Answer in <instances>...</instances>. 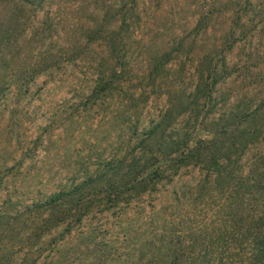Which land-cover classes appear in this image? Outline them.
Returning a JSON list of instances; mask_svg holds the SVG:
<instances>
[{
    "label": "rangeland",
    "instance_id": "rangeland-1",
    "mask_svg": "<svg viewBox=\"0 0 264 264\" xmlns=\"http://www.w3.org/2000/svg\"><path fill=\"white\" fill-rule=\"evenodd\" d=\"M0 50V261L190 264L208 241L249 257L219 239L254 212L237 183L264 147V0H0ZM234 139L249 148L227 159ZM89 181L82 223L47 230L45 201Z\"/></svg>",
    "mask_w": 264,
    "mask_h": 264
},
{
    "label": "trees",
    "instance_id": "trees-1",
    "mask_svg": "<svg viewBox=\"0 0 264 264\" xmlns=\"http://www.w3.org/2000/svg\"><path fill=\"white\" fill-rule=\"evenodd\" d=\"M250 4V3H248ZM242 7V6H241ZM245 9V7H243ZM238 13V12H237ZM243 16H240L237 18L236 22L238 21L241 23ZM238 23V24H239ZM248 37V31L244 30L242 38ZM1 51V50H0ZM0 57H3L0 55ZM223 63L224 67L222 68V72L225 74L226 78L230 77L233 72L236 71V69H229L227 66V58L224 55L223 56ZM49 68V67H48ZM215 72V71H214ZM214 77V74L211 75ZM4 80V79H3ZM2 81L1 75H0V99L2 98L1 93L6 88V83ZM2 83V84H1ZM217 82H213L215 85ZM3 88V89H2ZM255 113V111H253ZM255 115V114H254ZM251 114H244L242 118L245 117H251L254 116ZM237 114H233L231 117H229L226 120V126L223 127L218 134V139L231 137L233 138L235 135L233 133H236L238 130L237 124L235 123L237 119ZM245 120V119H244ZM262 132V131H260ZM260 135L258 136V138ZM251 140V139H250ZM229 143V145H225L226 152L224 153V157L227 159L230 157V153L232 151H235L236 154H238V151L242 154L245 150L249 148V145H247L248 141L245 143H241L240 146H238V143L235 141V139ZM207 142H202L201 145H199V148H197L195 151L190 153V158H198L200 156V153L202 152V146L205 145ZM254 144V143H253ZM215 146V144H214ZM207 149V148H206ZM259 158L257 157L256 163L254 162L252 165V171H249L248 174H243L239 177L238 187L239 192L241 194V198H243L244 202L246 200V196L253 195L254 199H251L254 212L252 213L250 225L248 226V222L245 225V222L249 220L250 217H247L243 220L240 219L239 223H237V226L230 225L228 222L223 226L224 231L221 235L219 240H222L221 242H225L227 244V248L229 250L231 245H235L234 243H238L239 241L236 239H240L243 244L249 243L251 246L248 251V256L241 260V264H264V159L262 157L264 156V147H262V151H259ZM242 158V155H240ZM171 161H174V159L169 158ZM216 159V158H215ZM212 158V164L216 161ZM215 160V161H214ZM178 161V160H177ZM179 164V162L177 163ZM214 166L218 165L216 163L213 164ZM260 169L262 171L260 172ZM147 170V169H146ZM216 170L219 172V167H216ZM164 168L163 166H157L156 169H151L145 175V177H140V174L136 172H130L127 175V179L123 182V187L126 189V192H133L138 189V186L144 187L145 189L148 188L149 185L154 184L156 181H158L160 178H162ZM91 181L84 182L82 184L77 185V187H74V189L70 191H64L60 192L59 194L53 195L49 200L45 201V207L48 210H52V213L47 216V219L44 220V224L48 226L49 223L53 222V224L49 225V228L47 230H50L51 226H57L60 224L67 223V231L69 233L72 232L73 226L75 224H81L84 220L85 216H87L90 212L87 202L85 201L86 198L82 197L81 190L85 188L86 186H91ZM139 187V188H141ZM117 189H114L115 191H105L108 201L113 202L116 199L120 198V195L122 192L120 191L121 188L116 187ZM143 188V190H145ZM94 194V193H93ZM255 205V206H254ZM56 214H59L58 219L54 217ZM241 237V238H240ZM230 240H233L230 241ZM208 247L212 249L205 255H192L190 257V264H227V262H230L231 264H235L234 260L236 259L235 255H228V257L225 256V252L219 254L215 252V249H213V246L218 245V243L209 242L208 241ZM210 244V245H209ZM205 246V245H204ZM194 245H190V250L194 249ZM207 247V246H206ZM243 249V247H242ZM250 252V253H249ZM243 254V253H242ZM183 253H177L175 256L172 257V260L169 264H185L184 259H186V256ZM0 261V264H27L28 261L23 259L21 261H14L13 259L9 260L8 262ZM226 262V263H225Z\"/></svg>",
    "mask_w": 264,
    "mask_h": 264
}]
</instances>
